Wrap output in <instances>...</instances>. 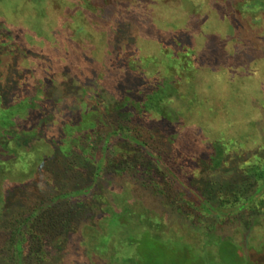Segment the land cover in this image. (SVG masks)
I'll use <instances>...</instances> for the list:
<instances>
[{
    "label": "rangeland",
    "instance_id": "rangeland-1",
    "mask_svg": "<svg viewBox=\"0 0 264 264\" xmlns=\"http://www.w3.org/2000/svg\"><path fill=\"white\" fill-rule=\"evenodd\" d=\"M0 33V44L8 48L0 64V84L6 85L10 75L21 79L22 100L41 92L39 105L49 117L44 139L35 140L22 163L13 160L0 175V192L22 183L24 198L33 201L48 177L46 171L38 174L37 163L51 155L46 168L73 183L76 158L56 152L55 145L64 143L65 132L71 140L85 135L77 127L85 114H90V122L98 116L101 126L96 143L73 142L83 151L94 142L96 162L103 160L95 188L76 197L98 208L77 221L65 246L52 253L51 264H112L132 256L135 250L126 244L130 235L118 245L123 231L109 232L105 223L107 216L126 211L131 218H124L137 233L145 231V219L162 226L166 238L150 250L156 262L168 255L174 264H203L201 247L224 237L231 239L235 254L221 246L227 259L223 256L217 264H264V0H0ZM182 42L184 50L179 49ZM176 52L186 61L170 69ZM134 75L149 83L168 81L160 93V108L142 115L130 128L157 138L158 146L172 156L170 172L144 144L136 149L129 129L101 122L103 114L110 117L122 108ZM33 128L26 123V131ZM8 148L12 157L19 156L15 144ZM219 151L225 158L219 166L205 163ZM121 155H145L153 161L154 182L110 167ZM257 166L263 169L260 177L254 176L260 173ZM209 182L229 184L221 193L205 192L218 201L222 218L202 208L199 195L205 188H186ZM240 185L244 197L224 205ZM166 194L177 200L182 196L183 201L171 205ZM190 212H195L192 218ZM44 219L57 223L53 216ZM139 237L144 241L149 235ZM246 239L251 246L244 247ZM138 258L140 264L149 261L144 254Z\"/></svg>",
    "mask_w": 264,
    "mask_h": 264
},
{
    "label": "trees",
    "instance_id": "trees-1",
    "mask_svg": "<svg viewBox=\"0 0 264 264\" xmlns=\"http://www.w3.org/2000/svg\"><path fill=\"white\" fill-rule=\"evenodd\" d=\"M1 40H3V42ZM0 43H4V39L1 35ZM178 45L180 47L179 49H185L183 42ZM7 53L8 48L4 44H0V64L2 62V57ZM184 61H186V58L182 60V57L178 55V52H176V55L169 64V67L170 69L177 67V65H181V62ZM189 65L190 62L187 64L185 69H188ZM12 77L13 76L10 75L6 78V85H2V83L0 84V140L2 139L4 141L3 143L0 142V175L5 172L9 164H12L13 160L20 161V163H22L24 159L23 156L27 152L26 150L32 148L33 142H35V140L40 141L44 139L43 129L49 123V117L45 106L39 105L42 100H40V96L38 95H40L41 92H37L36 95L32 97L28 96L22 100L19 95L23 85L21 84L22 82L20 84L18 82L21 79L17 81ZM133 78L134 82L127 90V93L131 95L125 96L123 106L120 108L121 112L118 110L119 112H117V114L111 113V116L114 115L115 117L114 120L111 116L108 117L109 114L106 112L103 114L105 118L101 122L103 125L114 127V123H117L119 125L118 128L121 131L127 132L129 129L131 133L129 135V137H131V141L138 144L136 149L138 150L139 147L144 144V147L151 154V156H155L158 164L167 167L169 171L172 156L169 152L158 146L159 142H157V138L153 135L146 137L143 134H137V130L130 128V123L134 125L135 122L137 123V121H139L142 115L151 113L160 108V105L164 100L160 97V93L163 91L164 87L167 86L168 81L161 83L162 81L158 80L157 82L149 83L140 75H134ZM6 87L10 89L8 92H6ZM144 87L147 88V90H145ZM9 95L12 96L10 99L8 98ZM45 100L51 101L49 97H46ZM11 102L13 104H10ZM53 104L57 105L56 102ZM9 105L12 106L9 109H6ZM37 111L40 112V115H36ZM134 117L136 118V121L133 119ZM89 119L90 114H85L77 126L78 130H80V132H84L85 135H81L79 139L77 138V140H71L72 138H70L65 132L63 140L64 143L59 144V146L58 144L57 146L55 145L56 152L60 150L65 154L75 156L76 158V160H73V165L76 167L75 179L73 183L69 178L64 182L63 179L58 178L59 175H56L55 169L51 170L50 168H46L47 162L53 159V155H51L42 162L40 161L37 163L38 174L40 175L46 171L48 177L45 179L46 185H44L42 189L40 188L38 190L39 196H37L33 201L30 200L29 197L24 198V189L26 186L22 185V183H15L7 188H4L3 191L0 192V264H51L50 260L52 258V253L54 251H59L65 246L71 234L78 228L77 221L81 220L83 217H87L92 209L98 208L88 199L82 200L79 197V199L76 198L84 193L89 194L91 190L95 188V184L98 182L102 170L101 164L103 163V160L100 159L96 162L98 152H95L94 149V144L99 139V128L101 126L97 121L98 116L94 117V122H90ZM28 122L33 123L34 128L26 131L25 127ZM81 140L85 143L88 141H94L95 143L93 142L92 146L86 147V150L83 151L73 145V142L76 144L77 141L80 143ZM7 143L15 144V146L20 150L19 156L12 157L13 154L10 151V148H8ZM129 157L121 155V159H114L110 167H112L115 171L123 169L134 172V174L139 176L141 180L150 183L154 182V175H156L155 171L157 168L153 164V161L149 162L145 155L139 158ZM224 159L225 158H223L222 152L219 151V153L213 154L208 161L205 160V163L210 162L217 167L224 161ZM257 169H259L260 173L255 171L257 173H255V175L252 173V175L260 177L263 169L261 166H257ZM243 176H241V178H244L246 181L250 178L246 175ZM246 181L244 182L245 184ZM227 185L229 184L225 185V183L216 184L215 182H209L204 186L202 183H199L197 186L196 184L192 186L190 184V186H187L186 188H190L192 190H202L205 188L203 193L199 195L201 206L206 211L217 213L218 208L215 203L218 201L207 196L205 194L206 189L221 193ZM243 191L244 188L240 185V195L238 194L239 192L233 193V195H230L228 199L224 200V205L225 203H230V201L235 198L237 199V197L238 199H242V197H244ZM17 195H20L18 201H16ZM177 197L180 200H177L170 195L168 196V194L165 195L168 202L174 206H178L179 201H183L181 198L182 196ZM218 199L223 201L225 198L220 195L218 196ZM75 200L76 202H74ZM253 200L254 199L252 198L249 201L251 202ZM28 201H30V203ZM180 207L182 206L180 205ZM177 210L179 212L182 211L181 208ZM193 213L195 214V212H190L188 217L192 218ZM48 214L55 217L57 219V223L51 221L46 222L44 218L47 216L48 219L50 217ZM119 214L120 213H114L107 216L105 218V223L108 226L109 232L110 230L114 231V228H120L123 231L124 235L118 240V245H120V242L122 241L125 242V235H130L127 237L128 239L126 244L133 247L135 253L132 256H125L121 259L113 260L112 264H140L138 254H144L148 257L149 261L147 264H174L173 260L171 262L169 261L168 255L160 257L159 262H156L154 261L156 260L155 257H153L154 254L150 252L152 244L156 241L159 242L165 237L160 224L154 225L150 222V220L145 219V231L137 233L133 228H131L129 219L125 220L126 218H131L129 211L121 213L120 215ZM217 214L218 215L215 214V218H222L221 214ZM93 215L90 217H93ZM102 227V229H104L103 232L106 233L107 230L103 225ZM139 235H149V238L144 241H140L139 238L141 236L139 237ZM249 239H251V236ZM230 240L231 239L221 237L218 242H213L211 240L206 242V244L201 247V253H203L204 256L203 264H217L220 259L223 261L224 258V261H226L227 256L225 255L228 253L222 254L220 251L221 246L227 247L226 251L231 252V255L232 253L234 255L235 251L233 252V250H230V246L232 244V241ZM249 241L250 240L247 239L244 241V247L251 246ZM262 241L263 242L260 244L264 246V239ZM213 245L217 247L215 248L217 249V254L214 252ZM184 252L188 253L186 249ZM236 252H238V254L242 253L239 248L236 249ZM223 256L225 257L223 258ZM251 256L252 255L249 256V259H253Z\"/></svg>",
    "mask_w": 264,
    "mask_h": 264
}]
</instances>
